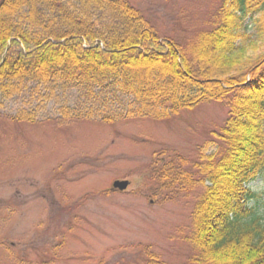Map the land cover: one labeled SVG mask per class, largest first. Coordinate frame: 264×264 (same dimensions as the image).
<instances>
[{"label":"trees","instance_id":"trees-1","mask_svg":"<svg viewBox=\"0 0 264 264\" xmlns=\"http://www.w3.org/2000/svg\"><path fill=\"white\" fill-rule=\"evenodd\" d=\"M261 48L264 0H226L213 26L185 42L160 37L129 0H0L5 98L76 90L60 115L105 122L164 119L214 101L229 108L219 153L202 154L194 171L181 159L153 169L161 189L204 188L191 214L196 264H264V191L251 188L264 174V55L250 56Z\"/></svg>","mask_w":264,"mask_h":264},{"label":"rangeland","instance_id":"rangeland-1","mask_svg":"<svg viewBox=\"0 0 264 264\" xmlns=\"http://www.w3.org/2000/svg\"><path fill=\"white\" fill-rule=\"evenodd\" d=\"M129 1L160 37L185 42L213 26L226 0ZM42 95L0 91V264H196L191 214L204 188L161 189L153 169L181 159L194 171L202 154L219 153L229 108L214 101L164 119L70 120L59 108L75 105L76 90ZM23 112L36 120L15 118ZM116 180L130 185L119 191ZM251 188L263 193L264 174Z\"/></svg>","mask_w":264,"mask_h":264},{"label":"water","instance_id":"water-1","mask_svg":"<svg viewBox=\"0 0 264 264\" xmlns=\"http://www.w3.org/2000/svg\"><path fill=\"white\" fill-rule=\"evenodd\" d=\"M129 185V181L128 180H117L114 182V187L118 188L120 190H125Z\"/></svg>","mask_w":264,"mask_h":264}]
</instances>
